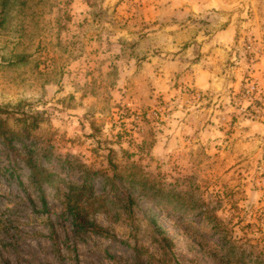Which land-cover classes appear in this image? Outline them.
I'll return each mask as SVG.
<instances>
[{"label": "rangeland", "instance_id": "obj_1", "mask_svg": "<svg viewBox=\"0 0 264 264\" xmlns=\"http://www.w3.org/2000/svg\"><path fill=\"white\" fill-rule=\"evenodd\" d=\"M6 12L0 107L41 117L51 180L31 183L0 139V264H264V0ZM125 152L140 186L115 176Z\"/></svg>", "mask_w": 264, "mask_h": 264}, {"label": "trees", "instance_id": "obj_2", "mask_svg": "<svg viewBox=\"0 0 264 264\" xmlns=\"http://www.w3.org/2000/svg\"><path fill=\"white\" fill-rule=\"evenodd\" d=\"M7 6L8 0H3L0 10V29L5 25ZM40 118L39 115L34 114L15 117L7 108L0 107V139L9 147L11 152L22 156L26 167L30 171L31 183L35 184L38 188H41L43 184L51 180V176L43 164L44 159L49 157L48 151L42 150L32 138V131L38 129L40 126ZM10 119H13L15 126L20 129H13L9 123ZM125 153L128 158V164L121 170H119L118 166H115V176L120 177L126 183L140 186L146 181V175L138 168L135 162H131L133 154ZM41 205L42 212H46L48 207L43 194L41 195ZM71 215L79 231L91 228L92 231L99 233V226L86 220L85 217L81 216L79 210L72 208ZM165 241L166 247L170 249L173 242L169 238H165ZM135 253L138 256L141 254V250L135 248Z\"/></svg>", "mask_w": 264, "mask_h": 264}, {"label": "crops", "instance_id": "obj_3", "mask_svg": "<svg viewBox=\"0 0 264 264\" xmlns=\"http://www.w3.org/2000/svg\"><path fill=\"white\" fill-rule=\"evenodd\" d=\"M222 3V2H221ZM220 7V6H219ZM227 29L226 30H224L225 31V33H224V31L221 33V35H225V36H230V33H228V31L231 29L232 30V28H234L233 27V25H228L227 27H226Z\"/></svg>", "mask_w": 264, "mask_h": 264}]
</instances>
